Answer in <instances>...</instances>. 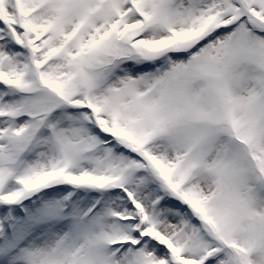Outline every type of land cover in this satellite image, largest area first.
<instances>
[{
  "label": "snow or ice",
  "instance_id": "1",
  "mask_svg": "<svg viewBox=\"0 0 264 264\" xmlns=\"http://www.w3.org/2000/svg\"><path fill=\"white\" fill-rule=\"evenodd\" d=\"M0 264H264V0H0Z\"/></svg>",
  "mask_w": 264,
  "mask_h": 264
}]
</instances>
